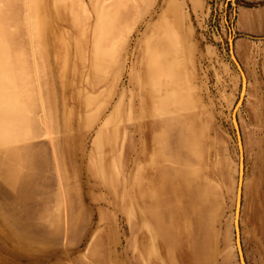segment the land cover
Instances as JSON below:
<instances>
[{
    "label": "rangeland",
    "instance_id": "obj_1",
    "mask_svg": "<svg viewBox=\"0 0 264 264\" xmlns=\"http://www.w3.org/2000/svg\"><path fill=\"white\" fill-rule=\"evenodd\" d=\"M241 10L264 20V0H0V264H240L233 112L242 256L264 264V27Z\"/></svg>",
    "mask_w": 264,
    "mask_h": 264
},
{
    "label": "bare ground",
    "instance_id": "obj_2",
    "mask_svg": "<svg viewBox=\"0 0 264 264\" xmlns=\"http://www.w3.org/2000/svg\"><path fill=\"white\" fill-rule=\"evenodd\" d=\"M232 59H233V56H232ZM235 61H236V59H235ZM244 93H245V80L242 81L241 92H240V96L238 98V99H240V102H241V100H242V98L244 96ZM233 113L235 114V112H233ZM233 113L230 115V120H231L232 126L234 127V123H233ZM236 147H237V151H238V161L236 163V179H235L234 195H233V201H232L233 202V210H232L231 226H232V230H233V234H234V244H235V248H236L238 260H239V263L241 264L240 257H239V254H238V250H237V245H236V227H235V223H237L238 216H239V211L236 210V207H237V197H238V185H239V182H240V186L242 184V171L240 172V168H239L240 155H239V146H238L237 139H236Z\"/></svg>",
    "mask_w": 264,
    "mask_h": 264
},
{
    "label": "water",
    "instance_id": "obj_3",
    "mask_svg": "<svg viewBox=\"0 0 264 264\" xmlns=\"http://www.w3.org/2000/svg\"><path fill=\"white\" fill-rule=\"evenodd\" d=\"M233 61L236 65V67L238 68V71L241 75L242 81H244V74L241 70V68L239 67L237 61H235V58L233 57ZM233 123H234V128H235V133H236V139L238 142V146H239V155H240V160H239V168H240V172L243 171V154H242V145H241V139H240V134L238 131V124H237V120H236V113H233ZM240 200H241V186H240V182L238 185V197H237V207L236 210L239 211L240 209ZM235 227H236V245H237V250H238V254L240 257V262L241 264H245L244 263V259L242 256V250H241V245H240V238H239V229H238V221L237 223H235Z\"/></svg>",
    "mask_w": 264,
    "mask_h": 264
},
{
    "label": "crops",
    "instance_id": "obj_4",
    "mask_svg": "<svg viewBox=\"0 0 264 264\" xmlns=\"http://www.w3.org/2000/svg\"><path fill=\"white\" fill-rule=\"evenodd\" d=\"M260 12H249L247 10H241L239 13L240 25L243 21L245 23L244 32L256 33L264 27V20L260 17ZM241 17V18H240ZM243 28V27H242ZM241 43L240 45H242ZM264 65V59L262 61Z\"/></svg>",
    "mask_w": 264,
    "mask_h": 264
}]
</instances>
